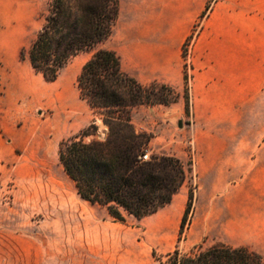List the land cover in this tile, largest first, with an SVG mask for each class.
<instances>
[{
  "label": "crops",
  "instance_id": "crops-1",
  "mask_svg": "<svg viewBox=\"0 0 264 264\" xmlns=\"http://www.w3.org/2000/svg\"><path fill=\"white\" fill-rule=\"evenodd\" d=\"M211 1L120 0L111 36L114 46L108 50L117 52L123 69L141 83L159 81L183 90V46ZM190 60V116L184 101L176 104L181 117L192 122L198 183L187 235L202 234L205 220L209 228H217L216 221H264V0H213L191 46ZM35 95V89L26 88L23 67L16 64L10 71L5 63L0 68V177L10 174L22 181L47 173L41 164L40 132L24 105L28 101L33 106ZM27 148L32 158L29 174L23 175ZM66 178L70 179L64 172L59 180L46 181L43 200L51 189L63 194L69 185ZM188 195L183 186L169 205L141 221L146 223L147 239L164 253L177 248ZM79 201L82 214L71 219L64 218L68 212H63L60 200L53 201L61 209L67 243L56 248L51 264H122L123 247L132 257L138 241L127 236L123 245L120 223L108 220L105 210ZM234 203L240 211H233ZM260 225L256 227L262 228L261 235L248 245L264 256V224Z\"/></svg>",
  "mask_w": 264,
  "mask_h": 264
},
{
  "label": "trees",
  "instance_id": "trees-1",
  "mask_svg": "<svg viewBox=\"0 0 264 264\" xmlns=\"http://www.w3.org/2000/svg\"><path fill=\"white\" fill-rule=\"evenodd\" d=\"M119 12L120 0H48L43 26L21 59L53 83L74 58L91 53L77 77V89L94 119L61 142L59 164L82 200L105 210L114 222L125 223L127 217L141 222L173 201L188 183L193 164L175 155L144 160L153 135L136 128L133 112L142 106L169 107L184 97L188 113L191 97L187 75L183 95L167 83L144 84L123 69L117 52L99 48L112 36ZM98 121L106 125L104 138L96 137ZM194 201L191 189L179 241L191 224ZM167 257L171 264H264V256L252 248L224 243L198 244L187 253L176 249Z\"/></svg>",
  "mask_w": 264,
  "mask_h": 264
},
{
  "label": "rangeland",
  "instance_id": "rangeland-1",
  "mask_svg": "<svg viewBox=\"0 0 264 264\" xmlns=\"http://www.w3.org/2000/svg\"><path fill=\"white\" fill-rule=\"evenodd\" d=\"M212 2L208 5L203 16L194 25L191 36L183 46L185 58L184 73L188 77V87L191 70V46L201 30L203 18L211 9ZM48 9V0H0V68L6 63L10 71L16 64L23 67L26 88L36 91L33 106L24 102L27 118L33 119L36 131L40 132L42 139L41 164L44 175L27 176L22 181H16L10 174L0 177V264H51L56 248L66 244L64 234L65 224L60 219L61 210L54 205L58 199L64 207V218H72L82 214L78 207L80 198L77 195L74 183L66 178L67 184L63 194L50 190L48 200L44 199L46 181L59 180L64 171L59 164L58 151L61 142L72 136L78 135L87 128L94 116L88 104L81 100L77 89V77L83 65L91 57V53L74 58L60 73L57 81L46 82L30 66L28 60L21 59L42 28L44 20L41 17ZM114 46L111 37L101 44L99 48L110 49ZM10 78V76H9ZM8 79V82H10ZM7 81H4L6 83ZM175 88V87H174ZM179 91L177 88H175ZM184 90H180L184 94ZM185 103L184 97L180 101ZM165 108L159 106L150 108L142 106L133 112V122L137 129H146L153 135L148 160L152 155H175L186 164L192 163V172L184 190L189 192L197 190L198 183L194 169V142L191 133V120L178 112L177 105ZM191 102L189 111L190 116ZM180 117L179 121L176 118ZM99 130L102 128L98 121ZM32 151L27 148L23 152L25 168L23 175H28V164L31 163ZM49 175V176H47ZM189 196V195H188ZM234 212L240 211L234 203ZM58 207V208H57ZM59 209V210H58ZM91 210L100 213L102 210ZM193 214L190 215L192 221ZM108 220H112L107 217ZM202 234L187 235L175 244L181 253L189 252L193 246L202 244L210 247L216 243H227L234 247L248 246L249 242L261 235L262 228L257 230L256 224L264 221H216L217 228L208 227L209 221L205 220ZM215 225V224H214ZM122 229V244L127 236L137 242L136 249L131 253L122 248V264H171L168 253L157 246L154 241L147 239V226L145 222H137L134 218L127 217L125 223H120ZM189 227V226H188ZM187 230V229H186Z\"/></svg>",
  "mask_w": 264,
  "mask_h": 264
},
{
  "label": "water",
  "instance_id": "water-1",
  "mask_svg": "<svg viewBox=\"0 0 264 264\" xmlns=\"http://www.w3.org/2000/svg\"><path fill=\"white\" fill-rule=\"evenodd\" d=\"M106 134H107V128L102 127V128L98 131L96 137H97V138H104V137L106 136ZM92 138H95V137H89L88 140H90V139H92Z\"/></svg>",
  "mask_w": 264,
  "mask_h": 264
},
{
  "label": "built area",
  "instance_id": "built-area-1",
  "mask_svg": "<svg viewBox=\"0 0 264 264\" xmlns=\"http://www.w3.org/2000/svg\"><path fill=\"white\" fill-rule=\"evenodd\" d=\"M144 160H148V153L143 156Z\"/></svg>",
  "mask_w": 264,
  "mask_h": 264
},
{
  "label": "bare ground",
  "instance_id": "bare-ground-1",
  "mask_svg": "<svg viewBox=\"0 0 264 264\" xmlns=\"http://www.w3.org/2000/svg\"><path fill=\"white\" fill-rule=\"evenodd\" d=\"M105 126H106V125H105ZM105 126H104V124H102V127L106 128Z\"/></svg>",
  "mask_w": 264,
  "mask_h": 264
}]
</instances>
